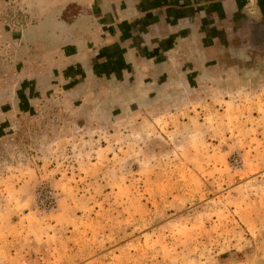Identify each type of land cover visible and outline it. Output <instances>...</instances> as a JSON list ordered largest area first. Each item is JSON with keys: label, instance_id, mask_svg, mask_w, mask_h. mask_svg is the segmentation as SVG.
<instances>
[{"label": "rangeland", "instance_id": "obj_1", "mask_svg": "<svg viewBox=\"0 0 264 264\" xmlns=\"http://www.w3.org/2000/svg\"><path fill=\"white\" fill-rule=\"evenodd\" d=\"M124 16L0 0V264H264V73L181 36L154 96L91 84Z\"/></svg>", "mask_w": 264, "mask_h": 264}, {"label": "flooded vegetation", "instance_id": "obj_2", "mask_svg": "<svg viewBox=\"0 0 264 264\" xmlns=\"http://www.w3.org/2000/svg\"><path fill=\"white\" fill-rule=\"evenodd\" d=\"M105 1L112 9L125 12L127 21H122L118 31L100 47L95 59L87 61L94 78L91 84L105 83L115 90L121 86L129 95L133 85L140 82L135 70L148 63L152 67L150 75L155 74V79H150L148 97L154 96L171 75L163 61L164 51L170 49H165L167 43L181 36L212 46L220 42L222 48L217 52L226 55L239 77L264 73V6L260 5L258 14L252 16L240 0ZM134 103L133 98L131 106Z\"/></svg>", "mask_w": 264, "mask_h": 264}, {"label": "crops", "instance_id": "obj_3", "mask_svg": "<svg viewBox=\"0 0 264 264\" xmlns=\"http://www.w3.org/2000/svg\"><path fill=\"white\" fill-rule=\"evenodd\" d=\"M182 38V37H181ZM184 38V37H183ZM170 39V38H169ZM158 49V47H156ZM161 49V48H160ZM149 62V61H148ZM142 82V81H141ZM141 82H138L137 85H140ZM136 88V87H135Z\"/></svg>", "mask_w": 264, "mask_h": 264}]
</instances>
